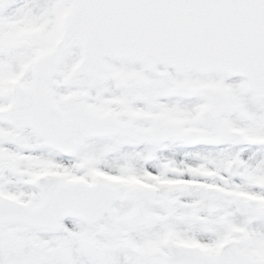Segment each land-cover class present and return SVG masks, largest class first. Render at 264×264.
I'll return each instance as SVG.
<instances>
[{
    "label": "snow or ice",
    "instance_id": "1",
    "mask_svg": "<svg viewBox=\"0 0 264 264\" xmlns=\"http://www.w3.org/2000/svg\"><path fill=\"white\" fill-rule=\"evenodd\" d=\"M0 264H264V0H0Z\"/></svg>",
    "mask_w": 264,
    "mask_h": 264
}]
</instances>
